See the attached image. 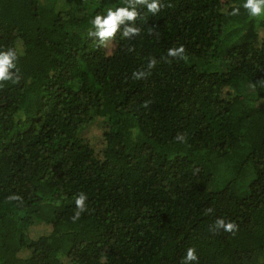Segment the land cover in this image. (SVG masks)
<instances>
[{"label":"trees","instance_id":"trees-1","mask_svg":"<svg viewBox=\"0 0 264 264\" xmlns=\"http://www.w3.org/2000/svg\"><path fill=\"white\" fill-rule=\"evenodd\" d=\"M131 2L101 45L129 0H0V264H264V16Z\"/></svg>","mask_w":264,"mask_h":264},{"label":"clouds","instance_id":"clouds-1","mask_svg":"<svg viewBox=\"0 0 264 264\" xmlns=\"http://www.w3.org/2000/svg\"><path fill=\"white\" fill-rule=\"evenodd\" d=\"M139 3L146 4L147 10L156 13L160 10L159 0H137ZM242 7L247 10L250 17L264 16V0H243ZM239 8L234 7L229 13L230 15H237ZM138 15L135 4L129 0V3L120 7H109L106 14H96L91 20L93 31L89 32L90 36L99 38L100 44L103 45L105 41L113 39L120 29L121 25H125L123 29V36L129 37L138 33L139 29L133 25L127 24L128 21H134ZM183 47L169 49V56H176L183 53ZM17 59V54L14 50L8 49L7 51H0V82L12 80L16 76L15 72H10L9 69H16L14 61ZM155 61H149V67H152ZM18 71V69H17ZM139 78L143 73H134ZM15 198V197H13ZM86 196L81 193L75 200V204L79 211L76 212V216L73 219L79 217L80 211L85 209ZM217 227H222L225 231H232L235 225L231 222L225 223L224 220H217ZM198 257L194 248H188L186 256L184 257V264H188L189 261H195Z\"/></svg>","mask_w":264,"mask_h":264},{"label":"rangeland","instance_id":"rangeland-1","mask_svg":"<svg viewBox=\"0 0 264 264\" xmlns=\"http://www.w3.org/2000/svg\"><path fill=\"white\" fill-rule=\"evenodd\" d=\"M39 1H40V3H41L43 6H45V7H51V6L53 5V2H54V0H39ZM83 13H84L83 10L75 11V15H76V16H79V15H81V14H83ZM237 36H238V35H237ZM262 36H264V35H262ZM232 37H233V36H232ZM232 37H231V38H232ZM196 63L199 64V61H196ZM222 69H223V70L226 69V65H225L224 63L222 64ZM245 87H246V88H250V85H249L248 82H245ZM248 182H249V177H248V179H246V180L244 181V183H243V185H242V188H245L246 185H248Z\"/></svg>","mask_w":264,"mask_h":264}]
</instances>
